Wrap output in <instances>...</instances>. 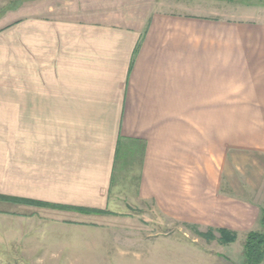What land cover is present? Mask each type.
<instances>
[{
	"label": "crops",
	"instance_id": "0c3cea01",
	"mask_svg": "<svg viewBox=\"0 0 264 264\" xmlns=\"http://www.w3.org/2000/svg\"><path fill=\"white\" fill-rule=\"evenodd\" d=\"M262 4L0 0V264L82 260L71 226L90 260L109 227L120 255L129 243L159 264L209 253L195 238L124 234L133 209L212 242L225 230L227 246L258 230Z\"/></svg>",
	"mask_w": 264,
	"mask_h": 264
},
{
	"label": "rangeland",
	"instance_id": "374dc122",
	"mask_svg": "<svg viewBox=\"0 0 264 264\" xmlns=\"http://www.w3.org/2000/svg\"><path fill=\"white\" fill-rule=\"evenodd\" d=\"M8 1V0H7ZM182 1V0H181ZM185 1V0H184ZM188 2H197L198 0H187ZM255 2H258L263 5V1L261 0H254ZM208 4L212 2V0H206ZM251 4V3H250ZM9 7V5H6ZM4 6V7H6ZM244 6V5H243ZM246 6V5H245ZM255 6V5H254ZM259 5H257L258 8ZM1 9V8H0ZM7 183L8 182H3ZM5 210L8 211V207H4ZM150 210V209H149ZM133 215L131 220V225L124 229L123 232L126 234L128 231L131 238L135 237H166V236H172L176 237L177 239H183L186 241L190 239H197V243H194V248H205V250H208L209 253H204V257L200 256L202 253H199L196 249L194 255V259H190L188 261V264H231L232 261H236L238 264H242L245 261L244 255H243V244L245 237H240L239 240H237L234 245L227 246V245H221L219 242H207L202 238H199L193 230L187 229L185 226L179 224V223H170V222H161L158 216L152 212H145L140 211L138 209H133ZM73 227V228H72ZM76 226H71L69 228H66V237H67V248L69 250L70 254L80 255L82 260H78L75 263L67 262V264H159L161 262H158L156 260L155 254H149L145 255L141 251L142 246L141 244L134 243V244H127L131 250L128 251L125 255H120L116 253L114 250L116 249L117 244H115V233L122 232V229L120 228H107L106 233L101 230H97L98 238H100V241H102V244H99L96 246L98 251H93L95 255H97V258H92L93 260H90L89 254L91 253V249L94 248L89 243H84L81 238L84 235V229L75 228ZM258 230H261L259 227ZM82 234V235H81ZM95 235V234H94ZM93 236V235H91ZM119 236V235H118ZM121 236V234H120ZM123 236V235H122ZM133 241V240H131ZM165 248L164 246H162ZM240 247V248H239ZM188 248H191V246ZM188 252L185 250L180 249V256L178 264H186L185 260V254L190 252V249H188ZM239 251V254H237ZM153 250L150 252L152 253ZM169 251V250H168ZM110 252V253H108ZM203 252V251H202ZM68 253V254H69ZM108 254V255H107ZM222 254V255H221ZM85 259V260H84ZM167 259V258H166ZM182 261V262H181ZM235 262V263H236ZM169 263L168 260L163 261L162 264ZM234 264V263H233ZM264 264V262L262 263Z\"/></svg>",
	"mask_w": 264,
	"mask_h": 264
},
{
	"label": "trees",
	"instance_id": "16d2710c",
	"mask_svg": "<svg viewBox=\"0 0 264 264\" xmlns=\"http://www.w3.org/2000/svg\"><path fill=\"white\" fill-rule=\"evenodd\" d=\"M264 2V0H261ZM259 226L261 230H253L245 235V240L243 244V255L245 258L242 264H262L264 262V206L261 209L259 217ZM193 232L208 241L214 240L212 230L207 232H199L195 228L192 229ZM219 238L217 241L221 244H228L234 242L236 236L228 233L225 230H218Z\"/></svg>",
	"mask_w": 264,
	"mask_h": 264
}]
</instances>
